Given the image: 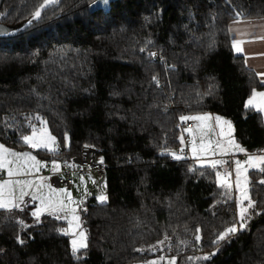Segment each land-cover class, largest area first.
<instances>
[{
    "label": "trees",
    "instance_id": "1",
    "mask_svg": "<svg viewBox=\"0 0 264 264\" xmlns=\"http://www.w3.org/2000/svg\"><path fill=\"white\" fill-rule=\"evenodd\" d=\"M41 1L3 0L1 21ZM92 1L56 0L0 38V144L30 149L22 137L39 116L59 147L33 154L63 163L82 145L97 149L106 199L82 203L86 247L75 256L64 220L35 219L31 204L0 210V264H133L160 243L175 264H264V172L246 173L255 206L241 229L235 191L229 200L214 170L170 154L180 117L198 113L226 118L245 153L264 150L262 115L245 107L261 85L228 32L232 19L264 17V0H109L105 10Z\"/></svg>",
    "mask_w": 264,
    "mask_h": 264
},
{
    "label": "snow or ice",
    "instance_id": "2",
    "mask_svg": "<svg viewBox=\"0 0 264 264\" xmlns=\"http://www.w3.org/2000/svg\"><path fill=\"white\" fill-rule=\"evenodd\" d=\"M56 0H44V3L39 4V6L35 9V11L32 13L33 19H38L41 16V10L45 9L49 4L55 3ZM104 4L108 3V0H103ZM31 21H29L30 23ZM233 47L239 52L241 51L240 48V42L236 41L235 38H233ZM143 51V49H142ZM150 55H154L151 54ZM154 80L158 83V80L156 77H153ZM261 86H264V80H261ZM246 108H255L257 111H264V91L257 92L255 89L252 90L251 97L249 98L248 102L245 105ZM37 120L41 121V128L38 130L33 125L32 127V134L31 135H24L23 141L25 144H28L32 148H48L49 144H55V137H52L47 133V129L43 127V125L46 123L39 116L36 117ZM181 122H186L189 120L192 121H198L203 122L202 124H197V130L201 132V135L199 137L200 143L197 145L196 139H195V132L191 129H185L184 131H188L190 135L193 136V139L190 141L192 145V154L193 156L198 160L201 161L200 166L201 167H210L212 170L215 171V176L218 181V184L221 188L224 189V194L227 196L229 200H231L232 197V189H233V183L230 182L229 177L232 175V171L228 168H225L224 166L228 164V161H225L223 159H211L206 162L201 160V153L207 154L209 152L212 153L213 156L219 152L221 155H223L225 152L234 150L238 151L240 153H245V148L241 147L239 143L235 141V139L231 138V123L227 120H223L221 117L216 116L212 117L209 114H202V115H195V116H181L180 117ZM215 121V124L208 123L209 121ZM222 125H227L229 128V139L227 141L229 148H225L223 141L221 139H215L212 140L209 138V135H216L215 129L221 128V132H223ZM65 141H67V136H65ZM181 143L184 144V138L181 136ZM85 147H88V145H85ZM50 151L57 152L58 147H52L49 148ZM181 152H183V148H181ZM173 155V157L177 160L182 159L183 157L180 155H177L176 153H170ZM11 157L12 159H9ZM23 161V162H22ZM31 162V163H29ZM101 162H103L101 160ZM234 172H235V188L238 192H240V196L237 198L236 203L237 207L239 208V216L241 220L240 228L242 229L244 227V221L247 219V213L250 208H254V202L251 201V199L248 196V190L246 187H242V177H243V183L245 185L249 184L250 181L248 180V177L245 175L249 171V169H259L261 172H264V155H257L255 153L248 155V158L241 162L240 160L234 161ZM44 167V165L40 164L38 161L35 160V157L32 156L30 153H17L15 151H10L9 149L5 148L3 145H0V169H6L7 175L9 177L18 176V175H27L32 172L33 169L36 171H39V168ZM220 169H223V173ZM53 170H57V166L53 164ZM41 181L44 179L43 177L40 178ZM260 183H264V180H261ZM13 185L15 188H18L20 191L19 197H13V199H8L5 195V192L7 191L8 194H11L13 189ZM33 181L31 180H16L12 181L4 180L3 183H0V210H8L11 211L12 209L20 208V204L23 203V197L25 195H28L27 192L24 191L25 187H32ZM44 187L43 183L37 184L36 188L37 191L42 189ZM49 188V194L44 195L42 192H40L39 195H37V192H33L31 194V198L33 201L39 199L40 200V207H38L34 212H32V215L34 217H37L39 219V216L42 211H48L50 214H54L57 216V218L60 217V213H65V216L63 218L67 219L68 212H66V209H68V205L64 203L63 200L54 201L53 196L56 193H63L67 196L69 203H75L72 201L71 194L67 193L66 189H52L51 186H48ZM101 201H104L106 199L105 196L101 195L99 197ZM19 200V203L16 201ZM245 200H248L247 207L243 206V203ZM22 210V209H21ZM70 214L72 215V219H69L68 222V228H61L59 231L63 233L64 235H69L73 228V221H79V216L76 215V209L71 208ZM23 225V222H20ZM79 223L75 225V227L79 228ZM237 231V228L235 224L233 223V226L230 228H227L223 233L219 234V239L223 240L226 236L229 234H233ZM80 243L77 242L76 239H73L71 241L72 243V253L75 256L80 248L86 247V244L84 243V231L81 230L79 232ZM197 241H199L200 237H196ZM22 243V241H21ZM163 259V258H161ZM204 259H209V257H204ZM155 264V262H153ZM171 264V262H170Z\"/></svg>",
    "mask_w": 264,
    "mask_h": 264
},
{
    "label": "rangeland",
    "instance_id": "3",
    "mask_svg": "<svg viewBox=\"0 0 264 264\" xmlns=\"http://www.w3.org/2000/svg\"><path fill=\"white\" fill-rule=\"evenodd\" d=\"M108 3H109V0H108ZM108 3L107 4H104L103 3V0H94V1H92L89 4V9L101 8L102 10H105L108 7ZM34 125L37 126L36 129L39 130L41 128V121L40 120H37V123L34 124ZM43 127L47 129V127H46L45 124L43 125ZM47 133L49 135H51L50 132L48 131V129H47ZM31 134H32V130L27 135H31ZM63 144H64V147L67 146V141H65V137H64ZM0 145H2V144H0ZM52 147H59V145L56 142V140H55V144H51L50 143L48 148H32V147L29 146L30 149L18 151V150H14V149H10L8 147H5V148L9 149L10 151H15L17 153H25V152L30 153L32 156L35 157V160L36 161H38L40 164L44 165V167L39 168V171H36L35 169H33L30 174L13 176V178H11L12 181H16V180H31V181H33V186L32 187H25L24 188V191L28 193V195H25V196H28V199L29 200L26 201L23 204V205H30V204L33 205L32 212H34L41 205H40V200L39 199H37L35 201L32 200L31 194L33 192H37V195H39L40 192H42L44 195H48L49 194V188H48V186H49V178H50V175L53 172L58 171L59 169H63V168L70 169L72 167L71 163L68 162V161H65L63 163H56L54 161L45 162L44 160L36 157L33 154V152H32V150H37V149H40V150L44 149V150L50 151L49 148H52ZM171 153H176V152L175 151H172ZM176 154L177 155H180L178 153H176ZM239 155L240 156H237L235 158V160H239V157H241V156L247 157L248 154L247 153H240ZM9 159H12V158L9 157ZM29 163H31V162H29ZM53 164H55L57 166V170H55V171L53 170ZM234 168H235V166H234ZM6 171H7L6 169H0V176L2 175V179L1 180H3V181L4 180H7L8 177H9L7 175V173H6ZM221 172L223 173V169H221ZM34 173L40 175L44 179L42 181L40 179L41 177L39 179H32L30 175L31 174H34ZM234 175H235V172H234ZM229 179H230V182H232L231 181V177H229ZM40 183H43L44 184V187L42 189H40L39 191H37L36 185L37 184H40ZM241 186L242 187H246V185L243 183V180H242V185ZM51 188L52 189H57V190L64 189V188H55V187H51ZM66 191H67V193H70L71 194L72 201H74L75 203H69L67 196L65 194H63V193H56L53 196V200L54 201L63 200L64 203L66 205H68V209H66V212H68L67 219L63 218L65 216V213L62 212V213L59 214L60 217H61L59 219L60 220H64L66 222V224L64 226L65 229L68 228V222L67 221L69 219H72V215L70 214V209L71 208H75L76 209V215L79 216V211H80V209L82 207V203L85 201V199L87 197L94 196L97 199L98 202H103V201H101L99 199V197L101 195L105 196L103 176L102 175L101 176H98L93 171H87V172H84L82 174H79V175L75 176V184H74V186L70 190H67L66 189ZM19 192H20L19 189H16V193H19ZM240 195H241L240 192H238L236 190L235 200H237V198ZM243 206L246 207L244 205V203H243ZM238 210H239V208H238ZM45 214L52 215V216H54V217L57 218L56 215L50 214L48 211H42L41 214H40V216L41 215H45ZM34 218L37 219V217H34ZM77 223H79V225H80L79 228L75 227V225ZM81 230L84 231V228L81 225L80 219H79V221H73L72 231L70 232L69 235H67L69 237V244H70L71 250H72V243H71V241L73 239H76L77 242L80 243V239L81 238L79 237V232ZM84 243H85V231H84ZM155 248L159 249V251H158V253L156 255L150 257L146 261H142V262H139L137 264H153V262H155V264H170V262H171V264H175V257L173 255L169 254L168 252H165L162 249L163 248V244L160 243ZM161 258H163V259H161Z\"/></svg>",
    "mask_w": 264,
    "mask_h": 264
},
{
    "label": "crops",
    "instance_id": "4",
    "mask_svg": "<svg viewBox=\"0 0 264 264\" xmlns=\"http://www.w3.org/2000/svg\"><path fill=\"white\" fill-rule=\"evenodd\" d=\"M228 32H229V38H230L232 51L235 54H239V55L243 56L245 65L256 74L258 82L260 83L261 80H264V17L232 19L228 23ZM233 38H235L236 41L240 42L241 51L238 52L233 47ZM260 85H261V83H260ZM256 91L257 92L264 91V86H261V88L256 90ZM250 97H251V95L246 99L245 105L248 102ZM259 112L262 115L263 124H264V111H259ZM202 114H209L212 117L219 116V115L214 114V113H198V114H192L189 116L202 115ZM219 117H221L223 120H227L226 118H224L222 116H219ZM192 122L194 124L193 131L195 132L196 143H197V145H199V143H200L199 137L201 135V132L199 130H197V124H202L203 122H198V121H195V122L192 121ZM208 123L214 125L215 121L214 120L209 121ZM221 127L223 128V132H221V128H216L215 129L216 135L213 136L210 134L209 138L212 140L221 139L223 141L224 147L229 148L227 141L229 139V131L230 130H229L227 125H222ZM185 132L189 137L190 158L193 159L195 163L200 165L201 161H198L192 154V145H191L190 141L193 139V136L190 135L188 131H185ZM231 133H232V129H231ZM231 138H232V136H231ZM239 154L240 153L238 151H234V150L227 151L223 155H221L219 152H217V154L215 156H213L211 152H209L207 154H204V153L200 154L201 160L204 162L211 160V159H223V160L229 162L224 167L228 168L229 170L232 171L231 181L233 183V190L235 191V193H236V189H235V175H234V166L235 165H234V161H235V158L237 156H240ZM251 154H253V153H250L248 155H251ZM255 154L264 155V150L262 152H258ZM248 155H247V157H243V156L239 157V160L241 162L245 161L248 158ZM93 172H95L98 176L102 175V174L97 173L96 171H93ZM6 173H7V171H6ZM245 175H246V173H245ZM30 176L32 179H39L41 177L40 175H38L36 173L31 174ZM11 178H13V177H8L7 180H9ZM1 179H2V175L0 176V183H3V180H1ZM241 179L243 180V177ZM49 185L51 187H53L50 183V178H49ZM13 189L14 190L12 191L11 194H8L7 192L5 193V195L8 199H13V197H19L20 196V192L16 193V189H18V188H15V186L13 185ZM28 200H29L28 196H24L23 197V203H21L20 206H22ZM16 202L19 203V200H17ZM133 264H137V263H133Z\"/></svg>",
    "mask_w": 264,
    "mask_h": 264
},
{
    "label": "built area",
    "instance_id": "5",
    "mask_svg": "<svg viewBox=\"0 0 264 264\" xmlns=\"http://www.w3.org/2000/svg\"><path fill=\"white\" fill-rule=\"evenodd\" d=\"M155 57V56H154ZM169 106H167L168 108ZM178 126L182 131L181 136L184 138V144L180 142V145L176 149V151L185 159L190 158L189 151V137L184 131L185 129H194V124L192 120L181 122L178 121ZM180 136V141H181ZM181 148H183V152H181ZM98 150L89 146L85 147L82 145L79 149V153L70 158L69 162L72 167L70 169H59L56 172H53L50 175V183L55 188H64L70 190L75 184V176L82 174L87 171H96L99 174H102L104 169V164L101 162L100 158L97 156Z\"/></svg>",
    "mask_w": 264,
    "mask_h": 264
},
{
    "label": "water",
    "instance_id": "6",
    "mask_svg": "<svg viewBox=\"0 0 264 264\" xmlns=\"http://www.w3.org/2000/svg\"><path fill=\"white\" fill-rule=\"evenodd\" d=\"M1 3H2V0H0V7H1ZM41 3H44V0H42L40 2V4ZM52 4H49L47 7L51 6ZM45 9H43V10H45ZM43 10H41V13H42ZM32 13L30 15H28L27 17H25L23 20L19 21V22H13V23H10V24H4V23L0 22V38H7V37L14 36L18 32L24 30L26 27H29L32 24L36 23L39 20L40 17L38 19H33ZM0 16H1V13H0ZM29 21H31V22L29 23Z\"/></svg>",
    "mask_w": 264,
    "mask_h": 264
},
{
    "label": "flooded vegetation",
    "instance_id": "7",
    "mask_svg": "<svg viewBox=\"0 0 264 264\" xmlns=\"http://www.w3.org/2000/svg\"><path fill=\"white\" fill-rule=\"evenodd\" d=\"M2 1H3V0H2ZM1 4H2V3H1ZM0 13H1V16H0V22H1V23H4V24H10V23H5V22L1 21V18H2L3 16L6 15V12L2 11V10H1V7H0Z\"/></svg>",
    "mask_w": 264,
    "mask_h": 264
}]
</instances>
